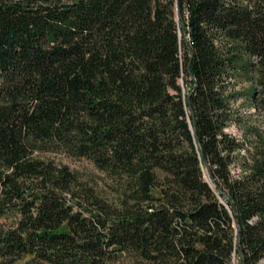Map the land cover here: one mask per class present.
<instances>
[{"label": "trees", "instance_id": "1", "mask_svg": "<svg viewBox=\"0 0 264 264\" xmlns=\"http://www.w3.org/2000/svg\"><path fill=\"white\" fill-rule=\"evenodd\" d=\"M263 258L264 0H0V264Z\"/></svg>", "mask_w": 264, "mask_h": 264}, {"label": "rangeland", "instance_id": "2", "mask_svg": "<svg viewBox=\"0 0 264 264\" xmlns=\"http://www.w3.org/2000/svg\"><path fill=\"white\" fill-rule=\"evenodd\" d=\"M243 109H247V107ZM249 112H255V108H251ZM228 130L231 133L242 137V130L235 123L231 125ZM43 155L55 160L60 164H66L72 169L79 171L83 175L90 177L97 184L99 190L101 189L104 193L108 194L110 197H113L112 193L114 192V184L112 182V178L109 176V174L97 169L89 159L85 157L78 158L67 155L62 151L45 152ZM263 261L264 258L261 259L258 264H263ZM18 264L21 263L19 262Z\"/></svg>", "mask_w": 264, "mask_h": 264}, {"label": "bare ground", "instance_id": "3", "mask_svg": "<svg viewBox=\"0 0 264 264\" xmlns=\"http://www.w3.org/2000/svg\"><path fill=\"white\" fill-rule=\"evenodd\" d=\"M263 264H264V261H263Z\"/></svg>", "mask_w": 264, "mask_h": 264}]
</instances>
